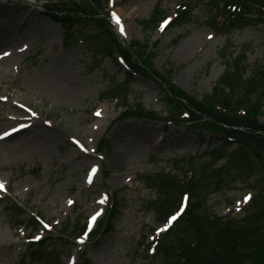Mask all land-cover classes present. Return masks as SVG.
I'll return each mask as SVG.
<instances>
[{"label": "rangeland", "instance_id": "374dc122", "mask_svg": "<svg viewBox=\"0 0 264 264\" xmlns=\"http://www.w3.org/2000/svg\"><path fill=\"white\" fill-rule=\"evenodd\" d=\"M51 1L56 0H0L2 14L28 16L37 22L28 40L19 45L22 53L10 55L14 66L0 80V135L31 124L12 123L10 118L36 115L29 131L0 141V182L6 187V192H0V264H58L61 252V264H82L83 260L89 264H153L147 259L154 247L153 231L159 235L167 226L156 228L149 203L157 192L144 180L151 174L173 172L174 162L181 159L191 158L190 166L179 167L186 172L179 174L201 181L203 185L194 194L210 215L264 217V198L258 196L264 187L257 189L254 183L260 165L235 171L228 160L231 153L238 156L239 152L231 145L213 166L222 169L223 181H216L212 167L210 180H200L204 164L213 161L207 153L212 149L211 135L203 133L202 139L184 120L169 122L162 102L169 92L166 83L197 102L211 95L225 69L218 53L226 45L229 51L238 53L242 47L249 51V74L264 71L262 20L225 30L216 28L224 20L212 10L214 0L191 10L182 9L180 0H110L105 14L113 17L112 31L122 44H157L151 70L162 78L133 76L118 57L92 52L76 28L47 12L44 5ZM157 5L166 20L146 33L140 22ZM228 11L225 15L233 9ZM180 14H184L183 22L172 25ZM226 35L231 36L230 42ZM6 50L12 51L5 47L2 52ZM68 79L78 83V96L65 100L67 84L61 82ZM115 87L129 93L130 110L126 111L121 99L102 101ZM208 104L212 111L224 113L216 103ZM136 107L144 115L138 116L139 110L132 113ZM260 122L264 123V117ZM24 137L32 142L27 144ZM248 160L249 165L256 163L254 157ZM115 203L110 220L113 231L102 232ZM7 205L21 208L22 218H17L16 211L9 216ZM34 216L43 219L37 231ZM85 222L87 232L79 236ZM95 226L97 230L90 232ZM41 238L45 241L42 247L36 243ZM34 253L39 256L31 258Z\"/></svg>", "mask_w": 264, "mask_h": 264}, {"label": "trees", "instance_id": "16d2710c", "mask_svg": "<svg viewBox=\"0 0 264 264\" xmlns=\"http://www.w3.org/2000/svg\"><path fill=\"white\" fill-rule=\"evenodd\" d=\"M108 1L57 0L56 2L51 1L44 8L53 14L57 21H62L65 24H70L71 28H76L78 31L76 34L81 35V40L88 45L92 52H100L111 58H115L116 55L119 56L129 68L131 75L160 77L151 70L157 44L151 45L147 41L143 43L132 41L128 48H124L112 32L111 23L107 16H102L105 15ZM180 1L184 10H191L198 7L202 2H207V0ZM214 1L212 10L219 12L218 18L221 17L224 20L219 24L220 26L216 24L218 29L227 30L233 26L234 29H237L241 24L258 20H262L261 22L264 24V0ZM229 9H233V11L231 14L225 15ZM222 11L224 14L221 15ZM73 15L78 16V18H72ZM183 15H178L173 20L172 25L181 24ZM223 16H227L229 19L227 20ZM165 18L160 6L157 5L149 18L142 20L140 25L144 32L152 33ZM230 33V31L225 32V34ZM226 36L230 42L231 36ZM229 50L230 48L226 45L218 53L225 69L214 85L211 95H206L202 101L197 102L186 93L171 87L172 85L166 83L165 80L164 83L169 87V92L162 99V102L169 122L179 123L181 119L192 125L199 135L203 133L211 135L209 148L212 149L207 153L210 154L213 161L204 164L200 180H210L209 168L212 167L213 177L218 176L216 181L222 182L223 179L220 178L222 169H213V166L220 160L222 155L220 153L223 151L227 153L229 147L235 145V150H238L239 155L236 156L234 152L231 153L230 155L234 157L229 156L228 163H233L236 166L235 171H239L238 168L241 166L249 167L252 170L255 165L259 164L260 174L254 183L257 184V189H261L264 187V123L260 122L264 117V71L249 74V51L244 50L243 47L238 53ZM110 91L112 94L104 96L102 100L108 98L121 99L123 107L128 108V110L131 109L129 93H120L121 90L116 89V87ZM113 91L118 94L115 95ZM209 101L216 103L224 113L212 111L208 104ZM132 109L131 112L134 114L139 110L138 116L145 113L141 107ZM147 114L150 115L151 113ZM230 115L239 117L233 120L229 117ZM201 138L205 139L202 135ZM251 157L256 159V163L251 162L249 165L251 160L248 159ZM188 160L191 158L176 160L173 172L151 174L144 180L148 185H154L151 188L157 192L156 198L149 203L150 211L155 217L156 227L167 224L172 216L177 215L184 199H187L185 210L165 233L156 238L155 246L147 252L149 254L147 259L153 264H264V231L262 228L264 217L237 219L210 215L200 197L196 198L194 194L196 190L199 192V188L203 185L200 183L201 181L193 180L191 175L179 174V172H186L179 169L180 166L186 168L191 165ZM263 192L264 189L260 191L258 196L264 198L262 197ZM258 209H262V207L260 206ZM6 211L10 214L9 216H12L13 211H16L17 218H22L24 214V211L17 206L9 207L7 205ZM115 211L116 203L108 212L102 232L110 233L113 231L110 220ZM34 223L37 229L39 223L36 221ZM84 230L85 225L81 227L80 233L82 234ZM43 243L45 241L40 242L39 246L42 247ZM152 251L153 253H151ZM62 254L61 252L57 255L59 256L57 258L58 264H61ZM30 255L31 258H36L39 253ZM81 263L89 264L86 260Z\"/></svg>", "mask_w": 264, "mask_h": 264}, {"label": "bare ground", "instance_id": "6f19581e", "mask_svg": "<svg viewBox=\"0 0 264 264\" xmlns=\"http://www.w3.org/2000/svg\"><path fill=\"white\" fill-rule=\"evenodd\" d=\"M37 24L34 19L30 17H14L10 18L2 12H0V80L6 77L9 74V71L11 70V67L14 66L11 64L10 55L15 54L19 55L22 53L21 47L19 46L20 43L23 41H27L28 38L31 36L32 31V25ZM10 49L12 51H5L2 52V49L5 48ZM61 84L64 86L67 84V88L64 90L65 100H70L74 98L75 96H78V83L73 79H68V81H62ZM62 92V94H64ZM8 102V101H7ZM23 102V101H22ZM13 107H16L18 110V105L13 104ZM36 118V115H33L32 117H25L24 114H20V117L16 118H10L12 123H31L29 124V127L26 129H22L17 132V134L13 135L10 138H13L14 136L23 134L24 132H27L30 130L34 123L33 120ZM26 134V133H25ZM24 142L31 143L32 139L28 137L23 138ZM89 158V157H87Z\"/></svg>", "mask_w": 264, "mask_h": 264}, {"label": "snow or ice", "instance_id": "6c2138e0", "mask_svg": "<svg viewBox=\"0 0 264 264\" xmlns=\"http://www.w3.org/2000/svg\"><path fill=\"white\" fill-rule=\"evenodd\" d=\"M117 23H119V21L117 20ZM98 115H99V113H98ZM3 188V185L2 184H0V189H2ZM173 220H175L176 219V217H173L172 218Z\"/></svg>", "mask_w": 264, "mask_h": 264}]
</instances>
